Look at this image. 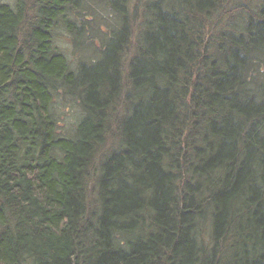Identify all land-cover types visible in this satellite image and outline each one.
I'll return each instance as SVG.
<instances>
[{
	"label": "trees",
	"instance_id": "1",
	"mask_svg": "<svg viewBox=\"0 0 264 264\" xmlns=\"http://www.w3.org/2000/svg\"><path fill=\"white\" fill-rule=\"evenodd\" d=\"M0 264H264V0H0Z\"/></svg>",
	"mask_w": 264,
	"mask_h": 264
},
{
	"label": "rangeland",
	"instance_id": "2",
	"mask_svg": "<svg viewBox=\"0 0 264 264\" xmlns=\"http://www.w3.org/2000/svg\"><path fill=\"white\" fill-rule=\"evenodd\" d=\"M58 36L59 37L57 38V43L66 50L68 57L75 62L79 60L80 59L79 53H76L74 51L73 45L69 37L67 36V33L65 31H61ZM83 47L84 48L82 49L81 54L83 60L86 61L87 59L93 57V53H95L94 50L96 47L93 44H87ZM62 109L64 111L67 110V112L63 116L62 126L63 127L74 126L77 122V108L71 107L70 109H68L66 106H62Z\"/></svg>",
	"mask_w": 264,
	"mask_h": 264
}]
</instances>
